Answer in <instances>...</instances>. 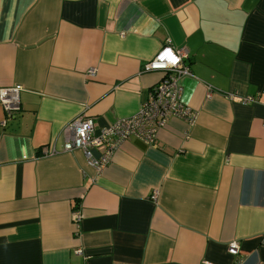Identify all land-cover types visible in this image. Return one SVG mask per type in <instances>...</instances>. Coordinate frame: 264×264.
I'll use <instances>...</instances> for the list:
<instances>
[{
  "label": "crops",
  "instance_id": "1",
  "mask_svg": "<svg viewBox=\"0 0 264 264\" xmlns=\"http://www.w3.org/2000/svg\"><path fill=\"white\" fill-rule=\"evenodd\" d=\"M168 42L188 52L194 122L171 118L153 144L132 136L101 173L63 152L73 119L102 130L140 112L163 77L144 65ZM12 86L0 264H235L234 241L240 264H264V0H0Z\"/></svg>",
  "mask_w": 264,
  "mask_h": 264
},
{
  "label": "built area",
  "instance_id": "2",
  "mask_svg": "<svg viewBox=\"0 0 264 264\" xmlns=\"http://www.w3.org/2000/svg\"><path fill=\"white\" fill-rule=\"evenodd\" d=\"M188 59L186 50H176L170 42L163 46L156 56L144 65L145 72H161L163 77L149 94L140 112L130 118L118 119L110 126L97 130L95 121L89 116H79L69 122L62 130L64 136L63 152L76 150L83 152L88 165L101 173L109 166L114 154L121 145L132 136H137L149 144H153L158 131L165 127L171 118L184 119L190 123L195 120V113L183 102L182 78L191 76L190 67L185 63ZM94 69L89 74H93ZM21 86L0 89V105L5 113L1 126L14 120L21 111ZM252 101L247 98L243 102ZM51 155L56 152L53 149ZM99 153V157L94 155ZM153 200H156V193ZM82 219L80 209L73 212V221L77 225ZM80 252H78L79 254ZM229 255L236 258L235 264H240V246L232 242L228 247ZM204 264H211L205 262Z\"/></svg>",
  "mask_w": 264,
  "mask_h": 264
}]
</instances>
